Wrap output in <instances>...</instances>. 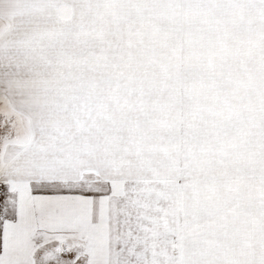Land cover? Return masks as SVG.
I'll list each match as a JSON object with an SVG mask.
<instances>
[{
  "label": "snow or ice",
  "instance_id": "obj_1",
  "mask_svg": "<svg viewBox=\"0 0 264 264\" xmlns=\"http://www.w3.org/2000/svg\"><path fill=\"white\" fill-rule=\"evenodd\" d=\"M0 264H264V0H0Z\"/></svg>",
  "mask_w": 264,
  "mask_h": 264
}]
</instances>
